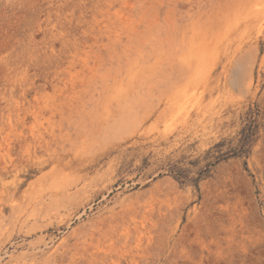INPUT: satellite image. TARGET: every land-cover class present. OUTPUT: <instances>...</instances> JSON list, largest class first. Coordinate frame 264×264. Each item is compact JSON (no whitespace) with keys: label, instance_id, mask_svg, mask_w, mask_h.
I'll use <instances>...</instances> for the list:
<instances>
[{"label":"rangeland","instance_id":"rangeland-1","mask_svg":"<svg viewBox=\"0 0 264 264\" xmlns=\"http://www.w3.org/2000/svg\"><path fill=\"white\" fill-rule=\"evenodd\" d=\"M0 264H264V0H0Z\"/></svg>","mask_w":264,"mask_h":264}]
</instances>
